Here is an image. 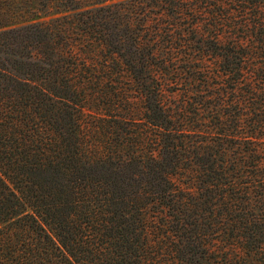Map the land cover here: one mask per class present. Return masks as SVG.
Wrapping results in <instances>:
<instances>
[{
    "label": "trees",
    "instance_id": "obj_1",
    "mask_svg": "<svg viewBox=\"0 0 264 264\" xmlns=\"http://www.w3.org/2000/svg\"><path fill=\"white\" fill-rule=\"evenodd\" d=\"M23 3L0 264H264V0Z\"/></svg>",
    "mask_w": 264,
    "mask_h": 264
},
{
    "label": "rangeland",
    "instance_id": "obj_2",
    "mask_svg": "<svg viewBox=\"0 0 264 264\" xmlns=\"http://www.w3.org/2000/svg\"><path fill=\"white\" fill-rule=\"evenodd\" d=\"M1 1V5L0 8H2V10L4 11V13L8 14L11 16V14H14V12H22V14H25L23 11L25 9V4L23 3V0H17L15 3H12L11 5L8 4L9 2H12L11 0H0ZM85 1V0H84ZM35 7H33V10H35L32 14L28 15V17H34V18H46L48 16L51 15V13L54 11V9H45V10H36L34 9ZM25 18L27 15H23ZM14 18V17H12ZM21 17H19L17 20L22 19ZM6 20H10V19H6ZM16 20V19H15ZM171 88H174L173 85L170 86ZM178 92H180L179 90H175L174 89V93L171 94L170 96H172V99H174L175 101L178 100V95H176Z\"/></svg>",
    "mask_w": 264,
    "mask_h": 264
}]
</instances>
